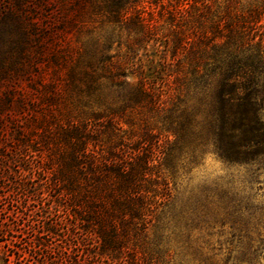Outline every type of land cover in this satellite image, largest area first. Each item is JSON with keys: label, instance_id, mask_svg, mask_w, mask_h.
Segmentation results:
<instances>
[{"label": "trees", "instance_id": "16d2710c", "mask_svg": "<svg viewBox=\"0 0 264 264\" xmlns=\"http://www.w3.org/2000/svg\"><path fill=\"white\" fill-rule=\"evenodd\" d=\"M48 1L31 26L40 57L41 40L78 28L84 11L81 0ZM92 12L105 33L69 61L53 55V81L37 68L39 111L30 131L11 112L0 171L28 180L12 182L25 198L45 193L57 217L47 232L86 264H173L171 234L202 223L207 248L227 250L223 264H264V221L251 229L238 211L179 209L174 183L206 149L264 165V0H92ZM2 109L29 107L7 94Z\"/></svg>", "mask_w": 264, "mask_h": 264}, {"label": "rangeland", "instance_id": "374dc122", "mask_svg": "<svg viewBox=\"0 0 264 264\" xmlns=\"http://www.w3.org/2000/svg\"><path fill=\"white\" fill-rule=\"evenodd\" d=\"M38 1L0 0V101L7 94L15 97L22 95L29 107L24 113L0 110V149L6 145V137L12 127L9 119L11 112L16 114L14 119L18 125L24 124V128L30 131L31 126L26 121L32 113L39 111L36 104L35 109L29 104L36 101L37 94L33 87L38 79L37 68H41L38 71L42 73L44 83L53 81V72L59 70L52 60L53 55L65 58L68 54L74 58L80 43L105 33L101 20L92 12V0H81L84 11L78 28L68 32L55 29L50 38L41 40L43 55L40 57L39 41L31 30L32 23L38 20L34 14ZM51 13L54 14V11ZM116 47L115 44L112 53ZM66 59L70 60L69 57ZM65 65H62L60 78L56 81L60 87ZM185 170L174 182L179 209L201 213L206 211L204 205L209 204L210 211L222 216L230 211H238L251 229L263 226V164H229L219 159L212 149H206ZM21 179L26 180L20 175L8 178L0 171V256L16 253L19 260L13 264H86L81 249L70 248L59 237L47 232L45 226L57 221V217L48 211V204L42 199L46 197L45 193H34V198L19 194L12 182H20ZM179 230L173 232L169 240L173 264H223L228 252L223 249V252L216 254L207 248L205 243L209 242V238L205 223L191 228L183 225ZM225 230L228 231V226ZM228 237L215 236L210 241L217 243L218 247V241L226 242Z\"/></svg>", "mask_w": 264, "mask_h": 264}]
</instances>
